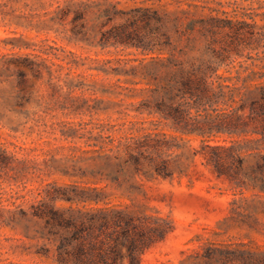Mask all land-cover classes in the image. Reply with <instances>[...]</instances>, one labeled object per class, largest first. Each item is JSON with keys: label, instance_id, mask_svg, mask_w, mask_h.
<instances>
[{"label": "rangeland", "instance_id": "374dc122", "mask_svg": "<svg viewBox=\"0 0 264 264\" xmlns=\"http://www.w3.org/2000/svg\"><path fill=\"white\" fill-rule=\"evenodd\" d=\"M215 54L232 82L264 66V0H0V264H56L42 201L158 219L152 264H264V143L212 125L245 86L157 112L179 64ZM215 146L225 166L203 158Z\"/></svg>", "mask_w": 264, "mask_h": 264}, {"label": "trees", "instance_id": "16d2710c", "mask_svg": "<svg viewBox=\"0 0 264 264\" xmlns=\"http://www.w3.org/2000/svg\"><path fill=\"white\" fill-rule=\"evenodd\" d=\"M147 22L145 20V24ZM157 30L164 39L163 44L170 46L171 41L167 33L160 28ZM134 35L133 30H123L113 34V37L116 41L126 44ZM147 45L144 49H147ZM215 55L214 59L202 60L199 67L186 68L183 63L179 64L176 71L170 75L171 83L166 90L167 101L158 102L157 112L165 119L182 121L183 112L179 109L180 105L173 102L177 98L186 97L188 94L192 98L212 102L217 95L214 91L215 84L232 90L245 86L240 102L231 106V109L212 122V125L216 131L251 135L252 140L264 143V66L247 71L244 75L237 76L236 82H232L234 78L223 77L217 73L223 58ZM221 79L223 82H220ZM249 86L252 90L248 92ZM181 94L183 96H180ZM244 109H248L246 115L240 113ZM188 126L189 124H186V127ZM193 131L190 128L189 132ZM228 150L229 148L223 146H215L204 148L201 154L215 166H225L222 154ZM150 159L154 166H166L164 161L153 157ZM60 197L66 196L55 192L50 195V201H56ZM65 199L70 201V198ZM93 200L98 202L100 198ZM32 214L44 219L49 233L59 237L56 264H152L147 258L148 252L156 248L168 234V228L158 219L135 216L109 207H92L75 215L70 212L67 214L52 203L42 201L33 208Z\"/></svg>", "mask_w": 264, "mask_h": 264}]
</instances>
